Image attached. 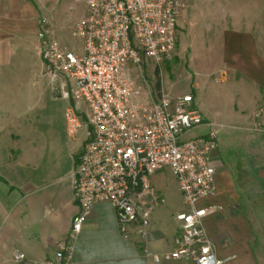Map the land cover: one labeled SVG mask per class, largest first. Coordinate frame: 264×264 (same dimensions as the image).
<instances>
[{
    "label": "crops",
    "instance_id": "0c3cea01",
    "mask_svg": "<svg viewBox=\"0 0 264 264\" xmlns=\"http://www.w3.org/2000/svg\"><path fill=\"white\" fill-rule=\"evenodd\" d=\"M45 3L0 0V264H21L16 254L51 264H148L152 254L172 249L175 215L183 209L167 168L151 176L163 203L151 210L144 242L125 239L111 206L99 202L70 242L68 257L56 254L78 211L73 171L88 127L86 105L66 95L61 77L45 74L37 37ZM148 62L135 75L139 100L159 96L156 69L160 95L190 94L201 113L193 136L216 133L214 191L198 202L208 208L202 225L216 256L223 264H264V133L254 128V111L264 106V0H188L172 58ZM68 109L80 122L75 131L67 126ZM172 187L180 198L174 209L165 203Z\"/></svg>",
    "mask_w": 264,
    "mask_h": 264
},
{
    "label": "built area",
    "instance_id": "2783aa9c",
    "mask_svg": "<svg viewBox=\"0 0 264 264\" xmlns=\"http://www.w3.org/2000/svg\"><path fill=\"white\" fill-rule=\"evenodd\" d=\"M184 4L185 0H85V12L72 27L80 44L77 52L48 36L43 24L38 27L45 74L61 77L66 95L87 107V138L73 171L78 211L67 239L56 244L59 258L68 257L70 242L99 202L111 206L125 239L144 242L151 210L163 203L151 186V176L167 168L183 209L175 215L178 228L172 249L152 254L148 264H223L202 225L208 208L198 206L214 191L211 157L216 133L210 129L186 138L203 123L191 95L140 101V86L128 68L129 63L141 69L150 60L159 64L172 58ZM254 118L255 130L264 133V106L255 109ZM66 121L71 131L80 126L71 109ZM146 197L150 204L144 203ZM15 259L21 264H51L27 262L22 254Z\"/></svg>",
    "mask_w": 264,
    "mask_h": 264
},
{
    "label": "rangeland",
    "instance_id": "374dc122",
    "mask_svg": "<svg viewBox=\"0 0 264 264\" xmlns=\"http://www.w3.org/2000/svg\"><path fill=\"white\" fill-rule=\"evenodd\" d=\"M187 2L188 0H185V3ZM84 12L85 0H46L45 7L41 9V14L37 21V28L41 24H43V27L44 29H46L48 36L55 38V40H57L64 48L73 49L77 52L80 50V44L78 40L72 35V27L74 23L83 16ZM258 18L259 16L256 19ZM179 44H183V37L181 36L179 38ZM146 65L148 66L149 64ZM170 66L178 67L180 66V63L173 62ZM135 67L136 66L132 65L131 63L128 64V68L130 69V75L134 79L137 78L135 76L137 73L146 70L143 66L141 69ZM154 76L155 78L153 79V82H155L156 80L155 73ZM145 79L146 83L152 82L149 72L147 73V78ZM139 80L141 81V78H139ZM75 116L77 115L75 114ZM191 131H193V129L189 132ZM189 132L185 134L186 138L194 137V133ZM171 192L172 194L167 197V201L165 200V203L168 207L174 209V207L179 205L180 198L178 193L173 189V187Z\"/></svg>",
    "mask_w": 264,
    "mask_h": 264
},
{
    "label": "trees",
    "instance_id": "16d2710c",
    "mask_svg": "<svg viewBox=\"0 0 264 264\" xmlns=\"http://www.w3.org/2000/svg\"><path fill=\"white\" fill-rule=\"evenodd\" d=\"M154 73L156 75V80H155V83H154V90L156 91V93L158 95H160V93H159V90H160V81H159L158 72H157L156 69H155Z\"/></svg>",
    "mask_w": 264,
    "mask_h": 264
}]
</instances>
